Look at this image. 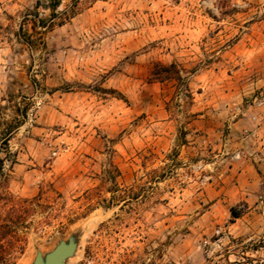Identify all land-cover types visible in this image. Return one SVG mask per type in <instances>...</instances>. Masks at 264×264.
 Segmentation results:
<instances>
[{
    "label": "rangeland",
    "instance_id": "rangeland-1",
    "mask_svg": "<svg viewBox=\"0 0 264 264\" xmlns=\"http://www.w3.org/2000/svg\"><path fill=\"white\" fill-rule=\"evenodd\" d=\"M51 1L0 0L14 264H264V0Z\"/></svg>",
    "mask_w": 264,
    "mask_h": 264
},
{
    "label": "trees",
    "instance_id": "trees-1",
    "mask_svg": "<svg viewBox=\"0 0 264 264\" xmlns=\"http://www.w3.org/2000/svg\"><path fill=\"white\" fill-rule=\"evenodd\" d=\"M61 0L51 1V16L52 19L47 22V20L40 19V25L51 26L53 19L58 16L56 8L60 6ZM157 79H175L177 81L184 80L182 76V69L176 63L166 64L163 62L157 63V68L154 70ZM8 135L4 138L7 144ZM7 153L12 156V162H15V154L7 147L5 148ZM4 173V159L0 157V175L3 176ZM33 199L29 198H17L15 197L8 186L0 181V207L3 204H7L8 211L5 219L1 218L0 215V263L1 264H14L16 258L24 252L26 235L22 234L18 230V226L22 225L27 227L28 219L33 210ZM233 217H238L240 213L237 208H232ZM5 239L6 243L2 242Z\"/></svg>",
    "mask_w": 264,
    "mask_h": 264
},
{
    "label": "water",
    "instance_id": "water-1",
    "mask_svg": "<svg viewBox=\"0 0 264 264\" xmlns=\"http://www.w3.org/2000/svg\"><path fill=\"white\" fill-rule=\"evenodd\" d=\"M76 246L74 239L61 240L53 250L45 255L38 252L33 264H66V259L74 254Z\"/></svg>",
    "mask_w": 264,
    "mask_h": 264
}]
</instances>
